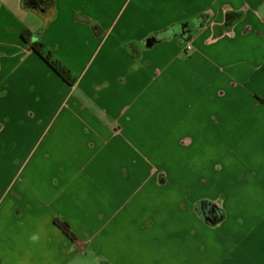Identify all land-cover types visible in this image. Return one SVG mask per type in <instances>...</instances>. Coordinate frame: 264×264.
<instances>
[{
	"label": "crops",
	"instance_id": "crops-1",
	"mask_svg": "<svg viewBox=\"0 0 264 264\" xmlns=\"http://www.w3.org/2000/svg\"><path fill=\"white\" fill-rule=\"evenodd\" d=\"M90 252L264 264V0H0V264Z\"/></svg>",
	"mask_w": 264,
	"mask_h": 264
},
{
	"label": "trees",
	"instance_id": "trees-1",
	"mask_svg": "<svg viewBox=\"0 0 264 264\" xmlns=\"http://www.w3.org/2000/svg\"><path fill=\"white\" fill-rule=\"evenodd\" d=\"M24 39L29 42L33 48L43 57L49 64L70 84L77 82V76L72 72L70 67L65 64L54 51L43 41L37 37L32 30L28 29L23 34ZM56 223L74 240H77V235L68 223L61 217L55 218Z\"/></svg>",
	"mask_w": 264,
	"mask_h": 264
},
{
	"label": "water",
	"instance_id": "water-1",
	"mask_svg": "<svg viewBox=\"0 0 264 264\" xmlns=\"http://www.w3.org/2000/svg\"><path fill=\"white\" fill-rule=\"evenodd\" d=\"M199 207L201 213L209 222H214L217 224L223 220L222 209L218 203L202 201Z\"/></svg>",
	"mask_w": 264,
	"mask_h": 264
},
{
	"label": "rangeland",
	"instance_id": "rangeland-1",
	"mask_svg": "<svg viewBox=\"0 0 264 264\" xmlns=\"http://www.w3.org/2000/svg\"><path fill=\"white\" fill-rule=\"evenodd\" d=\"M88 261V264H103L102 262H97L93 259V255L91 254L90 252V257H89V260Z\"/></svg>",
	"mask_w": 264,
	"mask_h": 264
},
{
	"label": "built area",
	"instance_id": "built-area-1",
	"mask_svg": "<svg viewBox=\"0 0 264 264\" xmlns=\"http://www.w3.org/2000/svg\"><path fill=\"white\" fill-rule=\"evenodd\" d=\"M187 47H188V48H192V44H188Z\"/></svg>",
	"mask_w": 264,
	"mask_h": 264
}]
</instances>
